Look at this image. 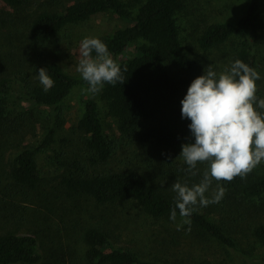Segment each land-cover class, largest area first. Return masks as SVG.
<instances>
[{
  "label": "trees",
  "instance_id": "trees-1",
  "mask_svg": "<svg viewBox=\"0 0 264 264\" xmlns=\"http://www.w3.org/2000/svg\"><path fill=\"white\" fill-rule=\"evenodd\" d=\"M7 7L25 12L34 0H0ZM190 0H70L60 9H43L33 13L29 22V37L39 46L53 42L63 30L87 23L94 17L111 14L125 26L106 36L93 37L106 44L110 57L121 67L123 83L114 86L105 82L101 98L108 114L116 121L122 138H137L141 143L157 148L176 149L183 144L182 133L169 122L155 120L154 96L166 94L178 97L188 81L173 78L169 68L190 74L196 64L182 41L180 19ZM244 13L234 22L208 25L197 42L200 49L210 52L231 45L233 63L239 59L254 68L260 79L256 81L257 102L264 99V0H243ZM254 34L256 37L248 38ZM237 42V43H236ZM92 57H96L95 51ZM46 68L54 81L48 91L34 84L30 101L41 107L60 110L62 103L76 88L89 87L81 74H70L57 63L42 61L34 67L37 75ZM126 69V70H125ZM29 80L23 74H9L0 79V129L9 118V99L16 80ZM28 84V83H27ZM85 111L77 130L86 151L85 161L66 164L57 158L60 167L66 168L61 186L72 198L94 201L99 206L133 201L147 216L160 220L170 218L176 207L177 193L160 189L145 175L127 171H107L116 154V142L107 136L94 100L84 102ZM259 111V107L254 105ZM264 112V109H261ZM61 126L63 123L60 124ZM56 129L51 128L44 140L17 154L9 165L8 176L20 190L39 189L42 174L37 159L48 153L55 144ZM83 163V164H82ZM209 169L207 162L197 163L196 175L183 183L191 187L199 184ZM226 189L219 203L207 207L196 206L190 228L196 237L208 240L239 255L252 258L254 246L264 250V222H252L255 214L264 212V167L254 168L245 178L235 177L231 182L212 181L205 193L212 199L217 185ZM171 190V191H170ZM176 217H180L176 209ZM253 218V219H252ZM263 219V218H262ZM85 245V264H158L148 261L126 248H114L111 235L103 228L86 229L82 235ZM41 261L39 244L32 235L7 233L0 236V264H38Z\"/></svg>",
  "mask_w": 264,
  "mask_h": 264
},
{
  "label": "rangeland",
  "instance_id": "rangeland-1",
  "mask_svg": "<svg viewBox=\"0 0 264 264\" xmlns=\"http://www.w3.org/2000/svg\"><path fill=\"white\" fill-rule=\"evenodd\" d=\"M70 3V0H34L31 8L17 12L0 1V79L9 74H23L29 80L27 84L17 78L8 102L9 118L0 129V236L7 233L34 236L41 256L38 264H85L82 235L93 227L105 229L111 235L114 248L132 250L158 264H264V250L257 245L254 257H243L196 237L180 217L175 221L153 219L133 201L99 206L89 199L69 197L61 186L66 168L59 164L60 161L66 164L77 160L84 162L87 157L77 125L85 111V100L91 99L99 107L107 136L116 142L117 152L107 171L143 174L160 189L172 190L174 182L183 185L189 181L190 177L184 176L188 173V165L180 153L182 145L194 143V137L188 127L191 121L182 118L181 101L195 78L207 73L209 68L218 78L230 68L234 59L231 45L204 52L197 40L208 25L237 20L244 13L243 0H190L180 19L183 45L195 61V70L183 74L170 67L173 78L188 81V86L178 97L154 96L155 120L169 122L182 133L183 144L176 149L146 145L134 137L122 138L116 121L108 114L101 92L90 93L88 87L74 89L60 110L39 107L30 101V89L34 84L42 85L34 72L38 63H57L70 74H80L77 69L81 41L109 35L125 26L113 15L104 14L63 30L49 45L33 43L29 37L31 15L43 9H60ZM262 12L264 25V3ZM255 37L254 34L248 36L252 40ZM261 64L264 73V59ZM258 112L264 115L263 110ZM51 128L56 129L55 144L37 159L42 174L39 189H17L9 179V165L20 152L38 146ZM260 166L264 167V161L256 169ZM252 216H255L252 222H264V212L255 214L253 211ZM177 225H181L180 230Z\"/></svg>",
  "mask_w": 264,
  "mask_h": 264
},
{
  "label": "clouds",
  "instance_id": "clouds-1",
  "mask_svg": "<svg viewBox=\"0 0 264 264\" xmlns=\"http://www.w3.org/2000/svg\"><path fill=\"white\" fill-rule=\"evenodd\" d=\"M80 56L77 70L88 83V92H100L105 82L113 86L123 83L121 67L100 39L84 38ZM37 76L44 91L53 87L54 81L46 68H40ZM260 78L254 68L237 59L218 78L211 68L195 78L181 101V115L191 121L188 127L194 143L182 145L180 156L191 175L197 174L198 162L209 164L199 184L189 187L174 182L171 186L177 197L170 219L176 220L178 208L182 223L189 225V231L196 206L219 203L225 194L226 189L218 184L213 198H206L213 180L231 182L237 176L245 178L264 161V115L254 107L264 109V99L257 102L256 96V81ZM180 228L177 225V230Z\"/></svg>",
  "mask_w": 264,
  "mask_h": 264
}]
</instances>
